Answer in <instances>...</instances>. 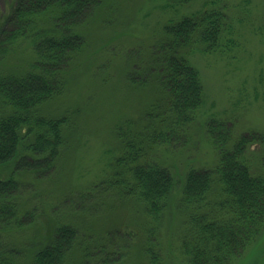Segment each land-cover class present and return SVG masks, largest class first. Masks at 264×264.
Instances as JSON below:
<instances>
[{
  "label": "trees",
  "instance_id": "1",
  "mask_svg": "<svg viewBox=\"0 0 264 264\" xmlns=\"http://www.w3.org/2000/svg\"><path fill=\"white\" fill-rule=\"evenodd\" d=\"M101 1L8 0L0 10V233L6 231L0 264H65L75 248L89 264H233L264 235V130H238L230 126L232 118L211 113L202 118L199 137L209 147L206 156L185 160L181 173L168 160L192 140L205 100L187 54L223 53L237 44L224 9L213 0L167 20L163 36L152 41L137 82L151 99L135 125L131 118L115 123V152L100 181L82 188L77 199L67 188L59 191L61 203L77 201L73 211L51 218L46 237L21 240L23 230L39 227L36 207L24 203L20 192L23 173L36 182L53 177L74 149V113L45 108L64 92L71 58L84 49L83 13ZM101 193L110 210L118 204L130 210V221L119 229L123 241L86 237L78 243L70 219L81 201ZM173 199L177 229L162 240L161 223Z\"/></svg>",
  "mask_w": 264,
  "mask_h": 264
},
{
  "label": "rangeland",
  "instance_id": "2",
  "mask_svg": "<svg viewBox=\"0 0 264 264\" xmlns=\"http://www.w3.org/2000/svg\"><path fill=\"white\" fill-rule=\"evenodd\" d=\"M210 1L191 0L171 7L166 5L169 0H102L95 8L86 9L80 20L84 49L71 58L64 92L45 108L54 114L65 109L74 113L75 130L70 134L74 149L70 147L65 153L58 164L61 169L53 177L50 175L54 172L36 182L32 173H23L20 192L26 196L24 203L36 207L39 227L23 230L22 241L46 237L51 218L60 219L63 213L69 215L73 211L72 205L77 202H73V194L77 199L82 188L100 181L115 152V123L131 118L135 125L151 99L149 90L142 91L137 85L143 75L138 68L149 59L152 43L163 36V24L209 7ZM213 1L224 9V22L231 26L237 44L232 43L223 53L187 54L199 71L205 100L196 113L198 121L191 128L192 140L185 147L177 146L176 155L168 159L174 164L175 173H181L185 160L193 159L195 163L206 156L209 147L199 137L203 135L201 120L211 113L232 118L230 126L238 130H264V0ZM7 2L0 0V10ZM130 68L131 75L126 76L125 71ZM65 188L73 192L67 197L73 201L61 203L57 196ZM104 197L105 194H97L83 203L80 198L81 211L76 209L78 216L70 219L78 228V243L86 237L123 241L119 229L123 221H130V210L123 204L110 210V200L105 201ZM175 206L173 199L163 216L162 240L167 232L175 233L177 229ZM4 234L6 231L0 236ZM80 252V248L71 250L65 264H89L81 259ZM233 264H264V235Z\"/></svg>",
  "mask_w": 264,
  "mask_h": 264
}]
</instances>
